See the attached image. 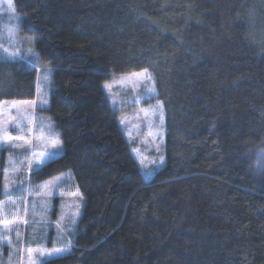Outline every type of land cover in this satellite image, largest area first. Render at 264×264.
Masks as SVG:
<instances>
[{
	"label": "trees",
	"instance_id": "1",
	"mask_svg": "<svg viewBox=\"0 0 264 264\" xmlns=\"http://www.w3.org/2000/svg\"><path fill=\"white\" fill-rule=\"evenodd\" d=\"M53 64L48 112L83 205L43 264H264V0H13ZM146 68L165 108L164 167L144 180L101 83ZM36 71L0 58V101ZM0 191V198H2Z\"/></svg>",
	"mask_w": 264,
	"mask_h": 264
},
{
	"label": "rangeland",
	"instance_id": "2",
	"mask_svg": "<svg viewBox=\"0 0 264 264\" xmlns=\"http://www.w3.org/2000/svg\"><path fill=\"white\" fill-rule=\"evenodd\" d=\"M21 18L13 0H0V58L26 59L37 69L33 98L0 101V264H43L57 257H41L40 251L67 248L62 255L70 253L84 199L71 171L45 179L35 176L45 163L60 156L63 144L48 112L53 64L38 58L35 37L20 30ZM144 69L112 75L101 88L148 181L166 162V117L153 75L148 69L151 80L135 75ZM158 102L162 108L155 107ZM5 135L13 139L5 142ZM41 152L48 159L37 167L42 158L34 154ZM58 177L56 185L50 183ZM76 192L79 195H72ZM5 219L17 223L5 229Z\"/></svg>",
	"mask_w": 264,
	"mask_h": 264
},
{
	"label": "snow or ice",
	"instance_id": "3",
	"mask_svg": "<svg viewBox=\"0 0 264 264\" xmlns=\"http://www.w3.org/2000/svg\"><path fill=\"white\" fill-rule=\"evenodd\" d=\"M8 7H9L10 9L12 8L11 3H9ZM13 12H14V9H13ZM14 18H15V17H14ZM5 51H7V50H5ZM30 51H31V50H30ZM135 75H136V76H142V77H145V78L148 79V80H151V75L148 73V70H147V69H144L143 72H141V73H137V74H135ZM106 86H107V87H110V85H106ZM152 91L154 92L155 90L152 89ZM155 107H157V108H162V105L160 104V102H158L157 105H156ZM160 119H161V122H162V121H163V116H162V115H161ZM12 139H13L12 137L7 136V135H5V137H4V141H5V142H7V141H11ZM17 139H19V138H17ZM12 146H13V147H23V145H16V144H13ZM54 146H55V145H54ZM25 151H27V149H25ZM34 155H39V156L42 158V159L37 163V167H39L40 164L44 163L45 160L48 159V157H46V156H45V153H43V152L38 153V154H34ZM161 162H163V158H162V157H161ZM35 170H36V168H33V171H35ZM5 172H6V174H7V170H5ZM60 179H61V178L58 177V178H56V180H54V181H52V182H50V183L53 184V185H56ZM5 187L7 188V184L5 185ZM38 187H39V186H38ZM72 195H79V193L76 192V193H73ZM21 222H23V223H27L26 220H25V221H21ZM2 223L4 224L5 229H8V227H9L10 224H16L17 221H16V220L9 221V220L5 219V220L2 221ZM9 243H10V241H9ZM27 251H28L29 256L31 257V255H32V250H31V249H28ZM66 251H68L67 248H64V249H56V248H54L51 252L40 251V252H39V255H40L41 257H57V258H58V257H60V256H61L64 252H66ZM34 264H35V262H34Z\"/></svg>",
	"mask_w": 264,
	"mask_h": 264
}]
</instances>
